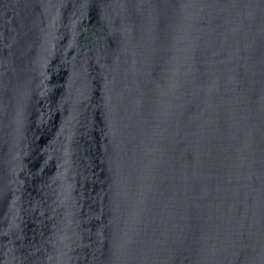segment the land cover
Masks as SVG:
<instances>
[{
  "label": "water",
  "instance_id": "obj_1",
  "mask_svg": "<svg viewBox=\"0 0 264 264\" xmlns=\"http://www.w3.org/2000/svg\"><path fill=\"white\" fill-rule=\"evenodd\" d=\"M0 264H264V0H0Z\"/></svg>",
  "mask_w": 264,
  "mask_h": 264
}]
</instances>
